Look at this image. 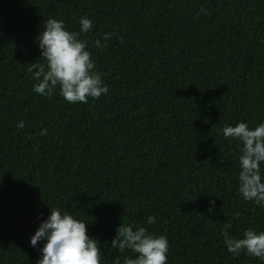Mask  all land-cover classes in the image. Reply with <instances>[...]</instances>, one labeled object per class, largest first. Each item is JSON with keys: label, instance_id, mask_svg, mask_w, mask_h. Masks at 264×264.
<instances>
[{"label": "trees", "instance_id": "16d2710c", "mask_svg": "<svg viewBox=\"0 0 264 264\" xmlns=\"http://www.w3.org/2000/svg\"><path fill=\"white\" fill-rule=\"evenodd\" d=\"M81 16L107 93L33 92L42 24L78 31ZM261 120L264 0H0V264H35L49 207L86 222L100 264L135 256L109 244L120 223L165 235L167 264H264L220 235L264 230V208L237 191L240 141L220 131Z\"/></svg>", "mask_w": 264, "mask_h": 264}, {"label": "clouds", "instance_id": "9594fccd", "mask_svg": "<svg viewBox=\"0 0 264 264\" xmlns=\"http://www.w3.org/2000/svg\"><path fill=\"white\" fill-rule=\"evenodd\" d=\"M200 13H206L201 8ZM79 30L69 31L62 20L48 18L36 35V45L44 63H30L28 71L34 81L32 91L51 97L54 91L68 103H87L88 98L97 99L107 93L108 87L102 81V74L95 69V62L88 50L87 41L80 39L81 33L92 28L90 18L81 16ZM109 36L93 41L96 48L105 47ZM119 39V37H118ZM16 128L23 129L24 122H16ZM223 137L240 141L238 156L237 191L245 201L264 208V177L261 165H264V120L249 127L244 121L234 125H224L220 130ZM41 136L47 134L41 129ZM214 200L207 206L213 212ZM236 216L239 214L236 213ZM145 223L154 224L155 217L149 215ZM224 224L220 235L229 253L245 254L264 260V230L246 228L239 237L230 236ZM39 258L35 264H100L101 250L96 238L86 234V222L57 207H49V212L41 220L29 237V244L37 246ZM110 246L123 252L125 249L135 254L124 256L123 264H167L169 243L165 235L154 234L143 226L133 223H120L110 240ZM115 264H121L120 259Z\"/></svg>", "mask_w": 264, "mask_h": 264}]
</instances>
